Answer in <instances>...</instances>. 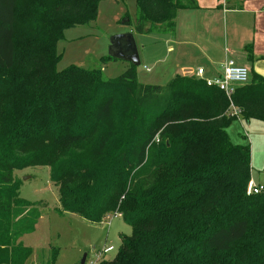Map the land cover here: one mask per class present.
Here are the masks:
<instances>
[{
    "label": "trees",
    "instance_id": "1",
    "mask_svg": "<svg viewBox=\"0 0 264 264\" xmlns=\"http://www.w3.org/2000/svg\"><path fill=\"white\" fill-rule=\"evenodd\" d=\"M103 1L0 0V264L31 262L22 239L41 205L20 197L14 172L33 167L50 169L60 213L92 225L118 214L131 229L98 264H264V194H247L250 149L227 134L231 106L264 123V78L251 71L229 102L196 77L140 84L130 64L111 80L58 71L64 32L94 22ZM135 5L136 35L172 34L197 7Z\"/></svg>",
    "mask_w": 264,
    "mask_h": 264
},
{
    "label": "rangeland",
    "instance_id": "2",
    "mask_svg": "<svg viewBox=\"0 0 264 264\" xmlns=\"http://www.w3.org/2000/svg\"><path fill=\"white\" fill-rule=\"evenodd\" d=\"M136 17L135 0L101 2L94 22L64 32L57 45L61 54L57 70L76 66L84 70H99L105 80L118 77L125 71V65L120 62L103 65L100 59L107 56L110 37L117 32L132 30ZM160 35L137 36V45L148 44L159 39ZM144 67V62L137 67L140 82L148 76ZM165 83L163 81L160 85ZM227 134L232 144L250 149L251 181L264 184V123L256 120L246 122L237 117L227 128ZM14 178L21 182L20 197L41 205L36 230L22 239V243L32 250L30 264H46L51 249L57 252L55 264H80L84 255L85 264L94 263L96 251L104 247L113 248L104 255L105 260H112L122 237L131 235V229L121 217H109L101 224L92 225L78 215L60 213L58 192L50 182L48 167L15 171Z\"/></svg>",
    "mask_w": 264,
    "mask_h": 264
},
{
    "label": "crops",
    "instance_id": "3",
    "mask_svg": "<svg viewBox=\"0 0 264 264\" xmlns=\"http://www.w3.org/2000/svg\"><path fill=\"white\" fill-rule=\"evenodd\" d=\"M177 13L174 32L138 48L147 77L140 84H168L175 77L214 78L228 60L264 78V0H195ZM132 30L136 41L137 36ZM126 31L115 34L125 33ZM144 37V36H143ZM137 44V42H136ZM125 70L129 66L126 62Z\"/></svg>",
    "mask_w": 264,
    "mask_h": 264
},
{
    "label": "built area",
    "instance_id": "4",
    "mask_svg": "<svg viewBox=\"0 0 264 264\" xmlns=\"http://www.w3.org/2000/svg\"><path fill=\"white\" fill-rule=\"evenodd\" d=\"M196 78L199 80H203L207 87L216 88L219 91L223 92L225 97L230 102L235 90L238 87L248 83L249 73L245 67L236 65L233 60H228L222 67V72L218 76L206 79L203 77V70L198 69L196 72ZM231 114L235 117H238L239 111L235 107L231 106ZM247 194H264V184H255L250 181L247 186ZM109 217H120V215L113 214ZM111 251H113L112 247H104L96 251L95 262H90L89 264H98L102 259H104V255Z\"/></svg>",
    "mask_w": 264,
    "mask_h": 264
},
{
    "label": "water",
    "instance_id": "5",
    "mask_svg": "<svg viewBox=\"0 0 264 264\" xmlns=\"http://www.w3.org/2000/svg\"><path fill=\"white\" fill-rule=\"evenodd\" d=\"M107 56L113 60L126 62L136 68L141 64L137 44L132 32L112 35L109 39ZM85 261L86 255L83 256L80 264H84Z\"/></svg>",
    "mask_w": 264,
    "mask_h": 264
}]
</instances>
